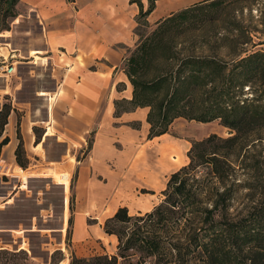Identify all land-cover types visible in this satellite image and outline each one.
Masks as SVG:
<instances>
[{
	"label": "crops",
	"instance_id": "1",
	"mask_svg": "<svg viewBox=\"0 0 264 264\" xmlns=\"http://www.w3.org/2000/svg\"><path fill=\"white\" fill-rule=\"evenodd\" d=\"M201 1L204 0H157L145 21L152 25ZM140 3L144 9L146 0ZM16 8L25 13L16 14L9 30L0 32V62L6 55L10 60L6 65L13 68L9 76L13 77L11 84L4 85L2 90V96L10 98L12 108L4 128L15 112H19L18 130L27 158L45 159L48 145L53 144L59 148L55 152L59 160L72 159V150L83 149L85 140L91 136L84 157L66 166L68 172L75 170L76 210L71 218V253L77 258H88L101 246L105 248L102 254L111 255L115 252L116 239L104 234L102 222L118 207L127 210L136 202L134 206L140 208L145 201L154 205L152 199L166 183L164 177L180 165L173 158L183 162L188 151L189 143L174 137L184 124L173 120L164 134L142 139L137 123L145 119L147 108L115 114L116 101L131 99L123 62L127 50L137 41L135 3L130 0H19ZM14 126L16 129V119ZM33 128L39 132L37 143ZM4 135L8 142L1 148L0 161L3 157L14 162L16 135L12 136L10 129ZM107 160L114 162V170L105 167ZM18 171L22 185L17 193L23 197L16 203L13 195L4 203L9 205L12 199L16 205L18 210L10 213L19 209L25 213L22 210L39 206L37 196L27 194L30 176L19 168ZM52 178L55 185L66 190L67 174H53ZM108 188L111 195L105 198ZM140 189L146 192L137 196ZM63 206L59 233L65 229ZM36 216L24 215L14 228L5 225L0 234L14 240L30 233L39 251L49 254L62 250L60 245L49 250L52 247L49 239L56 235L55 230L45 228V217L38 224L36 220L41 214ZM20 225L27 229L19 228ZM61 238L58 234V244ZM17 249L27 251L24 243ZM59 264H67V260Z\"/></svg>",
	"mask_w": 264,
	"mask_h": 264
},
{
	"label": "trees",
	"instance_id": "2",
	"mask_svg": "<svg viewBox=\"0 0 264 264\" xmlns=\"http://www.w3.org/2000/svg\"><path fill=\"white\" fill-rule=\"evenodd\" d=\"M18 1L0 0V32L9 30ZM155 1L146 0L143 9L140 0H130L138 7L137 24L145 23ZM224 1L197 2L161 20L124 59V71L132 86L129 103L149 107L148 124L157 119L159 130L150 136L164 134L176 118L197 123L218 120L229 136L210 134L190 143L186 165L169 175L160 192L161 201L149 212L130 216L125 207H118L103 222L104 234L116 239L113 254L77 258L70 253L68 264H264V201L252 204L249 196L247 204L233 208L240 191L253 189L246 181L237 183L235 177L239 172L246 180L250 178L246 162L250 158L245 159L242 152L264 131V49L244 57L240 56L244 51L236 52L229 68L215 57L188 56L172 76L168 65L173 56L163 46L160 31L165 22L187 20L195 7L200 12L217 9ZM157 51L163 52V67L147 78ZM244 88L249 98H240ZM195 90H200L198 99L190 95ZM11 111L9 103L1 104L0 152L8 142L2 133ZM18 121L16 118L13 156L15 165L23 170L27 163ZM32 132L37 143L38 131L33 128ZM253 175L258 178L256 171ZM7 253L0 250V254Z\"/></svg>",
	"mask_w": 264,
	"mask_h": 264
},
{
	"label": "rangeland",
	"instance_id": "3",
	"mask_svg": "<svg viewBox=\"0 0 264 264\" xmlns=\"http://www.w3.org/2000/svg\"><path fill=\"white\" fill-rule=\"evenodd\" d=\"M201 10L202 11L200 12V8L195 7L189 13L188 19L184 22H165L160 27L161 37L163 38L164 43L163 46L168 47L170 49V53L173 56L168 65L172 76L177 73V71L181 68V63L184 62V59L188 56H196L199 58L201 56L215 57L226 63V67L229 68L230 61L231 59L235 58L234 54L236 52L244 51L240 55L241 57H244L251 52L264 49V0H225L224 4L217 9L203 8ZM179 11L180 10H177L176 12L172 13L173 16H176ZM15 13L22 15L25 12L23 13L20 8L15 7ZM160 22L161 20L152 25H148L145 21L144 24L136 25V27L134 28V34L136 35L137 41L133 48L127 50L125 58H127L131 54L135 47L141 41H143L145 37L150 36L151 32L157 28V25H159ZM139 23L141 22L139 21ZM162 54V51H157V53L154 55L151 68L148 72V75L146 76L147 78L152 77L158 70L163 67L160 60ZM4 58V61L0 62V64L6 65L10 62V60L6 57V55H4ZM1 60L3 59L1 58ZM124 64L125 63L123 62V68L125 69ZM15 66L17 67L19 66V64H16ZM12 78L13 77L4 78L0 75V106L3 103L10 104V98L2 96V90L5 87L4 85L11 84ZM129 85L131 87L132 96V86L130 83ZM172 85L176 87L175 83H172ZM119 88L120 86H118V89ZM246 90L247 88L243 89V95L240 98L250 97V95L247 94L248 91ZM190 95L192 97L195 96V98L198 99L200 98V90H195ZM129 101H125L123 99L116 101L114 103L116 110L115 114L117 115L124 110L131 111L135 108H147L148 113L149 107L132 106ZM19 115V112H15L14 116H12L10 121L8 122V125L3 128L2 136H5L4 134H7L9 129L11 130L12 136H14V122L16 118H19ZM146 116L145 119H142L141 122L137 123L139 126L137 131H140V136L142 139H144L145 136L148 138L152 137L150 136L151 133H155V131L159 130L156 126L157 119H152L150 125L146 121ZM177 119L180 120L182 124H184V126L180 129V131L176 132L175 136L173 134V136L181 137L180 139H183L184 141L189 143V147L190 143L202 140L210 134H215L216 136L221 138H226L229 136V131L226 128L221 127L218 120H214L210 123H200V126H198L199 123L195 121H189L183 118H176L174 120ZM169 126L166 127L167 131ZM134 127H137L136 124L134 125ZM17 133H19V130L17 131ZM37 133L39 135V132ZM90 142L91 136H89L85 140L83 149L76 148L72 150V159H69L67 157L63 160H59L55 156V152L56 150H59V148H57L56 145L49 144L47 147L45 159H38L36 157L27 158L25 156L27 164L26 168L23 170L16 166L13 161L8 162L5 158H1L0 226H2L3 228L1 227L0 229L4 230L5 225L14 228L18 220L21 219V217H23L24 215L32 216L33 218H35L37 217L36 215L40 213V217L42 219L39 218V220H36V222L39 224V222L43 220V217H45V228L48 230H55L56 234L54 237H51L49 239L52 245L49 250H52L53 247L59 245L62 250H53L50 251L49 254L39 251L37 247V241L31 238V236L29 235L30 233H25L24 236L20 237L21 239L14 240L1 233L0 250H5L8 253L0 254V264H59L64 260H67L68 264L69 256L71 253V218L76 209L73 191L75 182V170L72 169L71 172H68L66 166L68 164H74V159L80 160L82 157H84L86 149L90 147ZM141 142L143 141L141 140ZM244 151L242 152V154L244 153V158L246 159V156L250 158L248 160L246 159L247 164L250 165V171L248 173V176H250V178L246 180L244 176L240 175V173L237 172L235 181L237 183L246 181L250 186H253V189L249 193L246 190H242L237 194L236 202L233 203V208L237 209L242 205L248 203L247 198L249 196H251L252 198V204H254L255 202L257 203L264 201V131L261 132L260 139L249 142ZM173 160H175L177 164L180 163L179 167L174 169V172L187 163L186 155H184L183 157V162L179 161L177 158H173ZM105 167L110 171L114 170V162L107 160L105 162ZM18 168L23 171L25 175L30 176L29 178H27L26 183L27 187H29V192H27V194H29V196H37L39 200V206H37L36 208H27L22 210L25 213L19 212L21 211L20 209L16 213H10V211L18 210L16 205H13L12 199L9 205H4V203L13 195L16 196L14 199V202L16 203L20 202L18 200L23 197L22 193H17L18 188L20 187V185H22L21 173L18 171ZM254 171H256V175L258 176V178L253 175ZM53 174H67L66 190L63 189V186L54 184V180L52 178ZM11 175L16 176V178L10 177ZM169 175L164 177L165 182ZM43 176H49L50 178H41ZM164 187L165 183L163 188L160 191L156 192L154 199H152L154 205L152 204L151 206L149 202L145 201L144 207L136 208V206H134L136 202H134L127 209L128 215L133 216L137 215L136 213L143 214L149 212L155 205H157L161 201L162 195L160 194V192L164 189ZM144 192H146L144 189H140L138 190V192H136V195L138 196V194H143ZM97 195H99V193H97ZM101 195H103V193ZM110 195L111 191L110 188H108L105 193V198H110ZM63 204H65L66 213L64 224L65 229L64 232L59 233L58 230L61 226L60 217L63 213ZM145 209L147 211L141 213ZM46 210L50 211L46 212ZM89 217H94V215H89ZM21 227L22 226L20 225L19 228ZM24 227L25 228H22L26 230L27 226ZM58 234H61L62 236L61 240L59 241L60 244H58ZM23 243L27 251L17 249L18 246ZM99 247L100 248H96L97 250L95 249L96 251L94 254L92 252V254L90 255L94 256L102 254V250L104 251L105 248L101 246ZM107 250L109 249L107 248ZM18 251H23L24 253L19 254ZM11 253H15V256H12Z\"/></svg>",
	"mask_w": 264,
	"mask_h": 264
},
{
	"label": "built area",
	"instance_id": "4",
	"mask_svg": "<svg viewBox=\"0 0 264 264\" xmlns=\"http://www.w3.org/2000/svg\"><path fill=\"white\" fill-rule=\"evenodd\" d=\"M13 74L12 66H7L4 64H0V75L3 77H9Z\"/></svg>",
	"mask_w": 264,
	"mask_h": 264
}]
</instances>
